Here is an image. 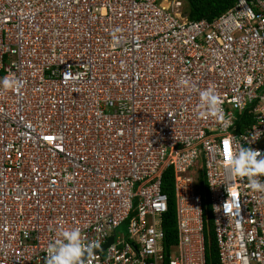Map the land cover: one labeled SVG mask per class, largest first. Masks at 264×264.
I'll return each instance as SVG.
<instances>
[{
	"label": "built area",
	"instance_id": "1",
	"mask_svg": "<svg viewBox=\"0 0 264 264\" xmlns=\"http://www.w3.org/2000/svg\"><path fill=\"white\" fill-rule=\"evenodd\" d=\"M188 1L0 0V264H47L72 228L98 244L82 264H206L208 208L219 263L264 264V192L221 163L225 139L264 156V0Z\"/></svg>",
	"mask_w": 264,
	"mask_h": 264
},
{
	"label": "clouds",
	"instance_id": "2",
	"mask_svg": "<svg viewBox=\"0 0 264 264\" xmlns=\"http://www.w3.org/2000/svg\"><path fill=\"white\" fill-rule=\"evenodd\" d=\"M14 81L7 76L0 78V86L5 89L15 86ZM187 84V81H181ZM200 107L205 109L201 116H217L220 119L222 112L221 101L213 88H208L199 93ZM222 164H227L232 173L236 176L247 177L249 187L253 191L264 192V181L259 179L264 176V156L261 152L251 147L241 146L238 152H230V141H223ZM96 242L86 243L79 228L63 229L59 232L58 238L54 239L47 247V264H82V257L91 253L97 247Z\"/></svg>",
	"mask_w": 264,
	"mask_h": 264
},
{
	"label": "trees",
	"instance_id": "3",
	"mask_svg": "<svg viewBox=\"0 0 264 264\" xmlns=\"http://www.w3.org/2000/svg\"><path fill=\"white\" fill-rule=\"evenodd\" d=\"M236 0H190L186 2L184 16L189 21H213L235 5ZM199 188H203V179H199ZM162 190L169 198V210L163 220V230L167 239L172 242L176 238L175 193L173 173L168 171L163 177ZM205 197H203L204 199ZM205 244L206 264H220L215 235L213 233V216L211 209H205Z\"/></svg>",
	"mask_w": 264,
	"mask_h": 264
},
{
	"label": "rangeland",
	"instance_id": "4",
	"mask_svg": "<svg viewBox=\"0 0 264 264\" xmlns=\"http://www.w3.org/2000/svg\"><path fill=\"white\" fill-rule=\"evenodd\" d=\"M186 9V3H183V7L180 9V12L183 14Z\"/></svg>",
	"mask_w": 264,
	"mask_h": 264
},
{
	"label": "water",
	"instance_id": "5",
	"mask_svg": "<svg viewBox=\"0 0 264 264\" xmlns=\"http://www.w3.org/2000/svg\"><path fill=\"white\" fill-rule=\"evenodd\" d=\"M112 239H110V242L109 243H112ZM102 250V249H101ZM86 258V256L84 255L81 259H82V262L84 261V259Z\"/></svg>",
	"mask_w": 264,
	"mask_h": 264
}]
</instances>
